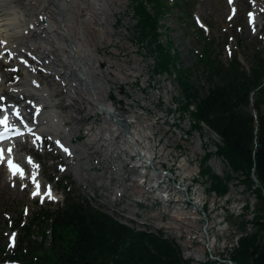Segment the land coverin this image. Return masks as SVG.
<instances>
[{
    "label": "bare ground",
    "instance_id": "obj_1",
    "mask_svg": "<svg viewBox=\"0 0 264 264\" xmlns=\"http://www.w3.org/2000/svg\"><path fill=\"white\" fill-rule=\"evenodd\" d=\"M123 1L0 0V108L12 107L11 104L15 103V121H10L7 125L19 126L16 130L24 131L23 136L16 139L14 146L5 149L9 158L0 165V189L8 186L16 193H24L32 184L33 197H39L42 201H57L52 189L47 188L43 192L40 190L41 171L26 157L28 148H43L50 142L56 146L55 149L64 147L67 151L63 149L62 157L78 177L81 168H88L89 158L94 152L98 153V147L103 149L105 158L106 153H121L114 158L118 177H123L127 172L132 174L127 179L131 184L126 185V189L132 188V193L142 196V200L137 198L142 204L140 211L138 208L132 209L144 213L148 220L162 223L167 229L165 235L175 239L183 252L186 235H183V230H179V224L186 229L199 227V223L193 220L201 219L200 206L188 199H172L173 202L166 199L167 210L180 211L173 214L162 211L152 203H146L150 202V193L144 183L140 187L135 183L141 182L143 178L137 179L139 175L131 167L132 164L141 162L149 169L153 168L152 172L157 181V174L162 177L160 171L164 164L171 166L169 152H166L170 147L171 135L166 137L157 150L156 141L161 143L167 130L161 131L156 124L158 120L153 119L150 113H143L147 107L146 99L136 92L129 93L132 101H144L138 109H132L129 106L130 101L124 102L125 108L115 106L110 99L113 83L122 85L128 80L133 82L132 78L141 74V59L132 56L130 67L127 62L112 60L111 56L117 52L108 56L98 51L99 48L109 46L113 38L118 42L124 40L122 34L114 32L117 19L113 17L120 11ZM256 1L260 6L252 7L249 17H253V21L247 23L252 32L261 29L260 22L264 17V0ZM232 5L238 10L250 6V3L234 0ZM58 97L65 100L63 109H66V116L61 112ZM29 98L31 99L28 100ZM118 101L123 104L120 97ZM126 109L129 111L125 112ZM91 115L100 118V126L94 128L87 124L85 132L88 138L85 144L80 147L70 146L72 138L66 126L67 122L70 121L71 130L78 131L85 118ZM182 122L185 131H189L191 125L195 124L189 114L183 117ZM201 130L209 132V144L222 145L220 137L202 121L198 122V129L191 132L204 141ZM9 161L24 172L23 178L20 174H12ZM187 161L184 158L178 165L179 171L185 173L186 177L191 173V169L186 168ZM167 175L171 176L169 172ZM11 182L14 183L13 186L10 185ZM22 184L27 186H21ZM36 185H39L38 194L33 195L37 192ZM180 190L185 192L186 187H180ZM49 191L51 198L48 196ZM117 191L118 188L114 189L111 196H116ZM162 202V192H154V203ZM126 205L131 208L127 203ZM187 214L193 220H188L185 217ZM214 225L213 215H206V244H216Z\"/></svg>",
    "mask_w": 264,
    "mask_h": 264
},
{
    "label": "trees",
    "instance_id": "obj_2",
    "mask_svg": "<svg viewBox=\"0 0 264 264\" xmlns=\"http://www.w3.org/2000/svg\"><path fill=\"white\" fill-rule=\"evenodd\" d=\"M136 28L141 43H146L156 74L174 78L184 102L181 111L204 121L222 139L218 152L235 174L245 175L251 184L254 175L260 188L253 189L257 198L254 231L240 240L233 253L234 264H264V57L253 56L245 68L237 56L224 64L216 52L215 41L206 39L203 31L195 29L203 41L196 68H201L203 86L191 81V69H177L176 51L168 41L163 43L159 31L161 18L177 8L180 18L191 22L186 7L192 0H131ZM228 44L227 40L220 51ZM222 47V48H221ZM172 51L174 53H172ZM206 86L207 93L201 95ZM252 110L255 111V118ZM211 189L219 194L228 190L227 180L211 177ZM61 186L62 205L55 209L35 210L27 224L19 215L15 228L20 231L16 247L0 248V262L16 264H183L177 245L161 235L136 232L96 209L79 192ZM36 226L41 234L34 236ZM39 239V240H38Z\"/></svg>",
    "mask_w": 264,
    "mask_h": 264
},
{
    "label": "rangeland",
    "instance_id": "obj_3",
    "mask_svg": "<svg viewBox=\"0 0 264 264\" xmlns=\"http://www.w3.org/2000/svg\"><path fill=\"white\" fill-rule=\"evenodd\" d=\"M245 1L249 2L250 6L238 8L239 11L236 9V6L232 5L231 0H192L186 9L191 12L193 23L204 29L203 35L206 39L215 41L216 52L221 53L219 58L224 64L230 60V56L232 57L235 55L240 63L247 68L249 64L248 61L251 60L253 56L264 57V17L260 22L261 29L252 32V29L247 26L248 16L251 13L250 11L252 7H259L260 5L256 0ZM131 4V0H124L121 4L120 11L116 12L115 16H113L117 19L115 22L116 24L114 25V32L122 34L124 40L118 42L113 38V41L109 46L99 48L98 51L100 54H107L108 56L112 55L113 52H117L116 55L111 56L112 60L127 62V65L130 67H132L130 58L135 55L137 58L141 59V74L132 78L133 82L128 80V82L123 83L122 85L113 83L110 92V99L115 106L119 105L120 107L125 108L126 105L124 102L130 101L129 106L132 109H138L143 105L144 101L141 99H138L136 102L132 101L129 93L136 92L140 94L147 101V107L144 109L143 113L145 115L150 113L153 119L158 120L156 124L161 131L163 129H166L167 131L172 130L177 134L180 131L179 127L171 125L173 123L178 124V117H180L179 110L177 109V101L175 100L176 97L178 98V85L174 79L175 71H170L171 75L154 73L153 59L150 57L147 44L141 43ZM179 16L180 14L176 8L170 9L169 13L161 18V27L159 28V31L161 30L162 32L160 33H163L162 40H165L163 36H166L168 43L170 42L172 47L178 53L179 63L177 61L175 66L176 68L178 66L181 69L193 67L197 61V53L200 51L203 41L199 42L201 39L198 38L195 35V31H193L196 26H188L184 21L182 23ZM233 34L235 36L232 37ZM226 40L228 45L225 47V50L219 52V46H223ZM102 71H104V68ZM191 76V81L194 84H200L201 80H203L201 70L193 69L191 71ZM118 97L123 99V104H119ZM58 98H60L61 112L66 116V109H63L65 100L61 97ZM30 99L31 98L28 100ZM151 99L152 101H149ZM128 111L129 110L127 109L125 110V112ZM87 124L93 125L94 128H97L100 126L101 120L99 117L91 115L90 117L85 118L78 131L71 130L72 125L70 121L67 122L66 126L70 137L73 140L74 138L76 140L77 137V141L73 144L74 146L80 147L85 144V141L88 138L85 132ZM201 131L204 134V142L209 143V132L206 130ZM183 133L184 132L182 131V135ZM158 136L159 134L155 136V140ZM166 137H163L162 143ZM175 139L176 141L178 140V138ZM69 145L73 146L70 143ZM160 146L161 144H159L157 150ZM55 147L56 146L50 142L43 148L40 147L39 149H36L37 151L33 154L39 156V159L36 160L35 167L41 171V176L39 178L41 191L43 192L45 189L51 188L53 194L57 198L56 202L49 200L42 201L39 197H33L31 193L32 184L29 185L27 190L25 189L24 193H16L14 189H10L8 186L6 189H0V248L6 246L8 249H13L14 243L16 245L20 231L17 229L14 230V227L17 224L19 215H21L24 222L27 223L32 213L39 209V207H51L52 209H55L62 205L64 197L62 192L58 189L59 183H61V186H69L71 187V190L79 192L83 198L91 202L92 206L101 207L103 212L106 210L107 212L105 213L107 215H109L111 212L110 210L113 209L110 206L112 205V198H114V196L104 195L108 192L110 186L107 185L106 181H102L101 175H98L101 174L102 171L98 172L95 166L96 160H101L103 157L101 156L103 155V149L98 147V153L94 152L92 154V157L89 158L88 168H81L80 176L78 177L72 168L67 166V160L65 161L62 157L64 147L62 149H55ZM171 151H173V149H171ZM182 152V157L184 156V158L187 157V154L191 155L190 151L184 150L183 147ZM26 157L32 159L30 156ZM169 159L172 160L171 156ZM176 166H178V162L176 163ZM203 166H206V163ZM106 168L107 164L105 163L102 170L105 171ZM176 172L178 173V170ZM132 176V174L127 172L123 174L124 178L122 176L118 177L119 179L120 177L123 178L124 184L121 188L122 193L126 198L128 193H130L126 191V185L131 184V182H127V179ZM195 178L197 179L196 183L200 184L195 187L199 188L201 193L204 190L207 192L210 185V178L203 175L195 176ZM114 181L115 180L113 179L112 183H114ZM13 184V182L10 183L11 186H13ZM179 184L186 187L190 184V180L181 182L180 179L177 185L179 186ZM247 185L249 184L245 185L243 183H238L235 180L228 182V200H230V203L234 202V198H238L239 203L249 205L250 209L255 206L256 200L251 189L248 188ZM21 186H27V184H22ZM123 187L125 188L124 190ZM183 199H185V197ZM112 213L113 214H110V217L119 223L126 225V222L124 221L126 218L123 216L124 214H121L122 212L113 210ZM144 219L145 218L141 216L138 217L136 221L142 222ZM231 221L232 219H230V223ZM132 226L137 228L141 225L133 223ZM13 231H16L17 234ZM40 234L41 227L36 226L33 235L36 237ZM177 244L180 247V244Z\"/></svg>",
    "mask_w": 264,
    "mask_h": 264
},
{
    "label": "built area",
    "instance_id": "obj_4",
    "mask_svg": "<svg viewBox=\"0 0 264 264\" xmlns=\"http://www.w3.org/2000/svg\"><path fill=\"white\" fill-rule=\"evenodd\" d=\"M178 122L181 130L176 135L173 134V132H168V136L171 135V138L174 137L173 140H176L175 138H178L176 143H180L181 147H183L184 150L190 151L191 155L187 154L186 157L188 160L186 168H190L191 173L190 176L186 177L185 173H181L179 171L178 166H176V163L178 162L179 165V162L184 159V156L182 157L183 152L182 149L176 150L174 148L175 144L173 145V143H170V147L166 150V152H169V157L171 156L172 158V160H170L171 166L166 163L165 169H174V176L179 177L177 183L180 179L181 182H183L188 177L195 178V176H198L200 159L206 154H211V158L208 161V165L211 166V168L216 174L222 176L224 171L230 170L227 162L223 158H220L216 155L217 145H211L209 143L204 142L203 140H200L198 137L194 136V132H190L189 134H187L184 129V123L182 121ZM182 131L184 132L183 135ZM171 149H173V151H171ZM193 149L195 150V152H192ZM131 167L133 169H136L137 165H135L134 163ZM177 170L178 173L176 172ZM163 171V168H161V172ZM110 173H112V175H110V178L112 180L118 177V169L115 166L114 158H112V162L110 164ZM161 176L162 177L158 176L157 174L158 184L156 183L155 187H153L152 184L144 183V187H146L147 192L150 193V202L146 203H152L153 205L160 207L162 211L170 212L173 214L178 213L180 211H169L165 208L166 199H169L172 195H174L173 199L175 200L183 199L185 197V199H188L192 203L196 204L197 202V204L200 206V209L206 206V212H201L200 220H193V218L188 214L185 216L188 217V220H193L199 223V227L193 229H186L185 226L179 224V230H183V235H186V244L183 245L182 259L189 264H206L208 262H212L213 264H230V254L235 248L238 247L239 240L243 235H245V233L240 232L237 229V226L235 227L231 225L229 222V218L232 217L234 219L244 221L246 223V231H251V222L254 217L253 208L244 213L243 206L245 204L239 203L238 198H234V202L230 203V201H228V194L224 196H218L217 194L212 192L206 195L204 191H202L201 193L199 188L195 187L199 185H195V189L193 188L189 197H186L184 196V192H182L179 188H176L175 191H170L169 189H167L168 187L166 180L167 178L171 177L167 175V171L165 173H162ZM119 183V190L122 191L121 186L124 184L123 178H120ZM124 189L125 188L123 187V190ZM126 191L130 192L131 194L128 193V195L132 197H139V195H136V193H132V188L129 190L126 189ZM154 192H162V204L154 203ZM139 198H141L142 200V196H140ZM112 204L113 205L110 206L113 208L112 210L117 211L118 209L120 210L119 212H122L121 214H124L123 216L126 218L124 219L125 222L133 219L131 214L140 213L137 210L128 207L125 202L122 203L121 200H118V202L112 201ZM126 212H130L131 214H127ZM206 215H213V217L215 218L214 227H216V244L205 243L204 217ZM144 218V221L139 222L141 226L137 227V229L147 230L149 232L162 230L164 233L167 230L162 223H155L154 221L148 220L147 217Z\"/></svg>",
    "mask_w": 264,
    "mask_h": 264
},
{
    "label": "snow or ice",
    "instance_id": "obj_5",
    "mask_svg": "<svg viewBox=\"0 0 264 264\" xmlns=\"http://www.w3.org/2000/svg\"><path fill=\"white\" fill-rule=\"evenodd\" d=\"M250 20H251V16H250ZM7 123H8V118L7 117H5L3 120H0V125H7ZM64 150L67 151V149H64ZM10 151L11 150L9 149V152ZM2 155H3V151L0 150V156H2ZM9 168H10V170H12V174L13 175L20 174L21 178H23L22 171L17 166L13 165L11 161H9ZM36 188H37V192H34L33 195L38 194L39 185H36ZM48 196H49V198H51V192L50 191L48 192Z\"/></svg>",
    "mask_w": 264,
    "mask_h": 264
}]
</instances>
